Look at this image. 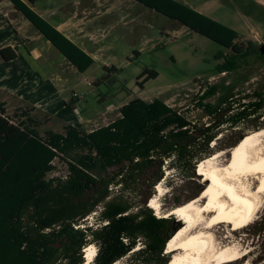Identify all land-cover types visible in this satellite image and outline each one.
<instances>
[{
	"label": "trees",
	"instance_id": "obj_1",
	"mask_svg": "<svg viewBox=\"0 0 264 264\" xmlns=\"http://www.w3.org/2000/svg\"><path fill=\"white\" fill-rule=\"evenodd\" d=\"M138 1L229 49V54L216 55L224 58L217 65L221 72L233 70L237 58L253 46L238 41L236 29L178 0ZM12 2L79 71L93 65L92 56L49 20L22 0ZM0 55L5 60L17 57L11 46L0 49ZM157 76L158 71L145 68L137 84L144 88ZM215 93L205 89L196 103L207 117H217L216 124L198 126L160 98L135 97L106 125L87 131L68 124L61 132L50 129L44 134L27 108L19 109L15 121L0 101V264H83V249L90 243L97 245L92 264H113L127 255V264H167L172 218L157 215L147 200L135 205L122 195L111 197L110 187L120 185L122 190L141 179L157 184L167 158H172L171 167L194 174L224 122L235 128L248 117L263 115V90L228 100L225 109L236 112L226 120L206 101ZM63 156L69 157L68 174L48 178L54 160ZM100 203L104 205L98 220L103 224L78 226ZM133 207L136 212H130Z\"/></svg>",
	"mask_w": 264,
	"mask_h": 264
},
{
	"label": "rangeland",
	"instance_id": "obj_2",
	"mask_svg": "<svg viewBox=\"0 0 264 264\" xmlns=\"http://www.w3.org/2000/svg\"><path fill=\"white\" fill-rule=\"evenodd\" d=\"M24 1L53 25L62 22L63 30L79 44L85 40L95 58L86 72L74 71V74L67 59L15 8L12 0L0 1V46L12 42L18 52V59L13 62H4L0 57V101L4 99L6 114L15 121L19 118V109L27 108L39 121L41 134L50 129L61 132L68 124L87 131L106 125L120 116L124 103L135 97L147 101L160 98L198 126L216 124L217 117H207L196 103L205 89L216 91L206 101L219 109V118L225 120L236 112L225 109L228 100H236L255 90L264 92V58L257 50L264 41V0H178L236 29L238 41L244 46L248 42L253 44L237 58L234 69L225 72L217 69L224 58L218 59L216 55L229 54V49L138 0H96L94 5L100 4L101 10L98 12L97 6L88 8L85 16L91 19L82 25H79L82 21L76 23L78 16L63 12L61 3L56 0ZM109 5H112L111 10L106 11ZM73 6L74 10L78 7ZM97 14L100 16L95 17ZM97 47L101 50L96 51ZM135 50L140 54L135 55ZM105 64L113 69L109 70ZM145 68L155 69L158 76L146 81L141 88L137 82L142 78L138 76ZM256 124L264 127V111L260 117H248L235 128L224 122L211 142L209 156L220 152L218 162L227 163L234 148L230 145L255 131ZM68 159L57 157L55 169L47 177H65ZM171 160L164 161L163 178L157 184L141 179L122 190L120 185L111 184V197L122 195L135 205L147 200V206L151 198H156L160 208L154 211L163 216L164 212L198 195L206 185L197 174L200 162L190 175L188 169L171 167ZM103 205L96 206L78 226L103 224L98 220ZM259 207L257 220L249 226L234 230L232 223L206 229L220 246L230 243L242 253L249 250L245 257L225 264H264L263 201ZM136 211V207L130 210ZM169 217L175 232L180 224L174 215ZM199 222L198 228L206 225ZM168 242L165 253L170 262L173 254ZM91 244L97 248L96 243ZM137 246H142V239ZM128 259L129 255L116 264H127Z\"/></svg>",
	"mask_w": 264,
	"mask_h": 264
},
{
	"label": "bare ground",
	"instance_id": "obj_3",
	"mask_svg": "<svg viewBox=\"0 0 264 264\" xmlns=\"http://www.w3.org/2000/svg\"><path fill=\"white\" fill-rule=\"evenodd\" d=\"M220 156L215 152L200 161L197 174L206 183L204 189L163 213L174 215L180 224L168 242L173 254L169 264H225L249 253L230 243L220 246L206 229L233 223L237 230L257 220L260 203H264V127L243 135L227 163H219ZM158 190L162 191L160 185ZM149 206L160 208L156 198H151ZM199 221L206 225L198 228ZM83 252V264H90L97 248L90 243Z\"/></svg>",
	"mask_w": 264,
	"mask_h": 264
},
{
	"label": "crops",
	"instance_id": "obj_4",
	"mask_svg": "<svg viewBox=\"0 0 264 264\" xmlns=\"http://www.w3.org/2000/svg\"><path fill=\"white\" fill-rule=\"evenodd\" d=\"M22 1H24V0H22ZM78 2L76 3V0H74V5H77L78 7L75 9V10H73L72 12H70V14H73V15H75V16H78V19H77V21H76V23H78V21H82V22H80L81 24H79V25H82V24H84L85 22H86V20L87 19H91V17H89L88 18V16H85V14H87V11H88V8H93V9H95V6H97V8H96V10L99 12L100 10H101V8H100V4H95L94 5V2L96 1V0H77ZM100 1V0H99ZM25 2V1H24ZM35 2V1H34ZM26 4H28L27 2H25ZM29 5V4H28ZM261 5V4H260ZM30 6V5H29ZM263 6V5H262ZM32 9H34L32 6H30ZM111 7H112V5H109V6H107L106 7V11H109V10H111ZM264 7V6H263ZM51 8H53V7H51ZM193 8V7H192ZM52 11L54 10V9H51ZM36 11V10H35ZM65 12V11H64ZM104 12H105V10H104ZM38 13V12H37ZM65 13H69V11H66ZM103 13V12H102ZM22 14V13H21ZM40 14V13H39ZM23 15V14H22ZM41 15V14H40ZM42 16V15H41ZM94 16V15H93ZM98 16H100L99 14H97V15H95V17H98ZM43 17V16H42ZM45 18V17H44ZM94 17H92V19H93ZM46 19V18H45ZM28 20V19H27ZM29 21V20H28ZM30 22V21H29ZM67 22V21H66ZM31 23V22H30ZM10 25H11V27L13 28V24L12 23H9ZM32 24V23H31ZM33 25V24H32ZM62 25H63V23L62 22H60L59 21V23L55 26L58 30H60L61 32H63L69 39H71L73 42H75L77 45H79L87 54H89L90 56H92V58L94 59V63H95V58H94V56H93V51H91V50H88V45H87V43L86 42H84L85 40H83V41H81V43L79 44L78 42H76L71 36H70V34H68V33H66V31L65 30H63V28H62ZM34 26V25H33ZM38 30V29H37ZM39 31V30H38ZM40 32V31H39ZM41 33V32H40ZM88 33H91L90 31H88ZM42 34V33H41ZM43 35V34H42ZM44 36V35H43ZM49 41V40H48ZM50 42V41H49ZM18 43V42H17ZM51 43V42H50ZM17 45H20V44H17ZM85 45V46H84ZM6 46H11V48L16 52V55H17V57L16 58H14V59H11V60H5V59H1V60H3L4 62H13V61H15V60H17L18 59V52H17V49H16V47H15V45L11 42V43H8V44H6V45H2V46H0V49H2V48H4V47H6ZM27 46V45H26ZM90 47V46H89ZM100 51L101 49H100V47H97L96 48V51ZM0 57H2L1 55H0ZM66 58V57H65ZM67 59V58H66ZM67 61H68V65H70V67H71V70H73V71H71V72H74V71H78V72H80V73H83V72H81V71H79L78 69H77V67L75 66V65H73L72 63H70V61L67 59ZM93 63V64H94ZM105 67H109V68H111V66H108V65H106L105 64ZM87 71V70H86ZM85 71V72H86ZM74 74H75V72H74ZM3 101H4V99H3Z\"/></svg>",
	"mask_w": 264,
	"mask_h": 264
},
{
	"label": "flooded vegetation",
	"instance_id": "obj_5",
	"mask_svg": "<svg viewBox=\"0 0 264 264\" xmlns=\"http://www.w3.org/2000/svg\"><path fill=\"white\" fill-rule=\"evenodd\" d=\"M56 2L61 3V10L64 12L69 11L72 12L74 10V3L72 0H56Z\"/></svg>",
	"mask_w": 264,
	"mask_h": 264
},
{
	"label": "water",
	"instance_id": "obj_6",
	"mask_svg": "<svg viewBox=\"0 0 264 264\" xmlns=\"http://www.w3.org/2000/svg\"><path fill=\"white\" fill-rule=\"evenodd\" d=\"M257 50L259 52V55L264 58V41L261 42L258 46H257ZM168 212V211H166Z\"/></svg>",
	"mask_w": 264,
	"mask_h": 264
}]
</instances>
